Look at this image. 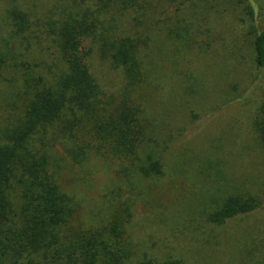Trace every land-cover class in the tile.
I'll return each mask as SVG.
<instances>
[{
  "label": "trees",
  "instance_id": "16d2710c",
  "mask_svg": "<svg viewBox=\"0 0 264 264\" xmlns=\"http://www.w3.org/2000/svg\"><path fill=\"white\" fill-rule=\"evenodd\" d=\"M256 1V8L236 5L248 13L240 19L250 24L244 35L249 56L263 68L264 0ZM200 2V16L237 18L232 0ZM0 4V69L12 71L16 82L9 112L0 116V264H187L171 255L135 258L129 226L150 188L186 165V151L171 145L185 115L168 105L196 90L197 76L182 70L196 56L210 55V31L203 40L201 27L189 32L195 22L192 16L187 23L179 19L177 0H71L40 16L19 0ZM162 6L174 8L163 19ZM158 20L167 22L176 43L159 44ZM94 59L120 71L117 85L109 88L95 75ZM221 61L223 67L227 62ZM160 67L176 78L162 75ZM258 116L254 127L264 142V106ZM212 140L216 151L218 139ZM93 159L118 169L114 178L101 179L106 191L100 202L84 206L73 188L98 180L89 168ZM222 161L206 157L198 163L207 187L217 185L209 210L200 215L209 229L257 209L264 196L262 185H222ZM87 210L89 221L82 220ZM260 250L248 251L244 264H264V246Z\"/></svg>",
  "mask_w": 264,
  "mask_h": 264
},
{
  "label": "rangeland",
  "instance_id": "374dc122",
  "mask_svg": "<svg viewBox=\"0 0 264 264\" xmlns=\"http://www.w3.org/2000/svg\"><path fill=\"white\" fill-rule=\"evenodd\" d=\"M69 1L71 0H19L27 10L34 11L36 16H40L49 7H61ZM236 1H239L241 6L251 5L256 8L257 4L256 0H232L237 10L231 7L230 11L236 12L237 18L227 17L225 13H213L210 18L208 15L202 17L201 13L198 15V12L204 10L199 8L200 0H177L175 4L180 7L179 19L187 23V20L193 17L192 21L195 23L187 28L189 32L192 28L197 31L201 27L199 35L203 40L205 31H210L206 33L210 39L207 41L210 42L208 49L215 54L210 52L205 58L196 56L195 59L189 60L182 71L187 75L197 76L199 81L194 87L196 90L192 91L191 88L176 105H168V108L178 111V115H185L181 118L183 124L178 131L180 136L176 137L171 145L174 150L186 151V165H180L171 180L166 177L155 183L156 187L150 188L152 194H149L148 201L142 202L134 212L129 232L138 248V256L135 258H162L171 255L183 259L187 264H244L248 251L258 255L264 246V196L257 209L237 215L219 227L207 228L209 225L200 216L209 210L207 201L212 195V189L217 187L216 184L207 187V177L199 174L200 159L219 157L223 160L224 165H220V168L223 172L221 176L225 179L220 182L226 185V188L240 185V181H243L245 186L251 188L262 185L259 191L264 192V142L254 127L256 118L260 115V108L264 106V67H255L249 56L244 35L250 24L249 21L240 19H248V13L245 14L246 12L236 5ZM218 3L221 7L224 6ZM163 7H159L164 11L160 16L162 19L174 9ZM175 16L177 15H173L169 20H175ZM166 23L163 20L157 23L160 30L158 40L159 44L163 41L162 47L169 46V43H164L167 39L176 43L172 35H167ZM2 32L3 29L0 28V35ZM226 54L234 56L237 60L229 63L224 58V55L228 56ZM221 59L227 62L223 67ZM163 68L160 67L162 75L168 73L172 78H176L172 75L173 71ZM93 71L109 88L117 85L113 83H118L121 77L119 70L101 64L96 59L93 62ZM12 75V71L0 69L2 117H6L9 112L6 107L11 102L9 96L16 85L14 80L11 81ZM9 98L6 102L5 99ZM172 123L178 124L176 121ZM212 139H218L220 147L216 151L212 149L215 143ZM105 160L93 159L89 165L98 176L95 183L79 182L73 188L84 206L89 201L100 202L99 195L106 191L102 186L103 181L100 183L102 178L115 177V169L118 167L112 162L106 163L109 161ZM207 172L212 177L216 175L213 170ZM89 184L92 185L90 188ZM82 218L89 221L90 212L87 210ZM215 235L218 242L211 240Z\"/></svg>",
  "mask_w": 264,
  "mask_h": 264
}]
</instances>
